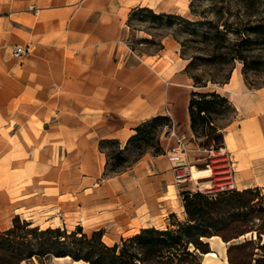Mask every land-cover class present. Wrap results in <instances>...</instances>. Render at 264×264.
Instances as JSON below:
<instances>
[{
  "label": "crops",
  "instance_id": "1",
  "mask_svg": "<svg viewBox=\"0 0 264 264\" xmlns=\"http://www.w3.org/2000/svg\"><path fill=\"white\" fill-rule=\"evenodd\" d=\"M136 6L152 7L148 0H0L1 209L12 200L25 216L40 196L62 206L56 226L103 229L113 243L141 228H165L170 214L184 220L181 191L216 181L237 190L264 188V85L248 87L234 68L223 93L236 118L221 129V147L200 145L189 126L191 79L178 43L163 40L158 53L139 56L127 48L126 19ZM27 43L30 53L14 57L13 46ZM179 90L185 91V164L191 173L209 172L176 181L166 155L148 152L104 177L99 140L123 145L135 126L158 114L168 115L176 129ZM5 171L15 173V182ZM218 240H207L203 264H228ZM67 257L53 261L89 264Z\"/></svg>",
  "mask_w": 264,
  "mask_h": 264
},
{
  "label": "trees",
  "instance_id": "2",
  "mask_svg": "<svg viewBox=\"0 0 264 264\" xmlns=\"http://www.w3.org/2000/svg\"><path fill=\"white\" fill-rule=\"evenodd\" d=\"M142 12H146L148 20L162 22L166 27H171L176 18L189 25L209 24V30H203L199 37L211 45V53L206 57L191 59L186 69L197 60L219 66L238 59L243 63L245 84L250 88L259 87L248 80L247 71L260 70L259 65L264 60L247 59L244 51L251 41L248 36L231 42L225 32L217 25H212L210 20L190 21L171 13H156L146 6L130 9L127 25L135 16H142ZM186 31L197 35L195 28ZM249 32L263 35L264 26L254 24ZM162 48L163 45H160L158 51ZM230 74L231 71L221 80H209L226 83ZM189 77L193 79L194 86H206V82L202 83L198 76ZM230 107L235 110L230 100L216 91L190 92L187 104L190 129L196 138L200 135L206 137L204 143L199 142L200 145L206 146L209 137L213 147L223 143L221 132L214 130L209 135L205 133V126L212 123L211 113L219 114ZM169 121L168 115L160 114L141 121L123 145L117 139L99 140V149L106 156L103 176H110L133 165L148 145L155 146L153 154H161L162 147L158 140L155 141L156 129L167 126ZM106 146L113 147L111 153L105 151ZM130 146L141 150L132 160L125 154L129 152ZM180 195L184 220H177L175 214H170L169 217L176 221L170 222L165 228H141L132 236L121 238L120 242L112 245L103 241V229L86 233L80 226L70 230L60 226L41 228L15 215L11 226L0 230V264H24L32 259L43 264V259L51 256H68L74 261L83 260L89 264H203L200 256L210 251L207 239L212 236L229 243L226 248L228 264H264V195L259 187L242 190L231 188L210 193L185 190ZM191 246L193 250H190Z\"/></svg>",
  "mask_w": 264,
  "mask_h": 264
},
{
  "label": "rangeland",
  "instance_id": "3",
  "mask_svg": "<svg viewBox=\"0 0 264 264\" xmlns=\"http://www.w3.org/2000/svg\"><path fill=\"white\" fill-rule=\"evenodd\" d=\"M149 7L153 9L156 13H171L182 18H185L190 21L195 20H210L212 25H217L221 30H223L227 36V39L231 42L238 41L242 38L249 37L251 40L249 42L248 49L244 51V54H247V59L249 61L264 60V34L256 35L249 32V28L254 24H261L264 26V0H148ZM147 7V6H146ZM132 9V8H131ZM130 11V10H129ZM129 13V12H128ZM146 12H142V16H135L128 26L127 37L125 38V43L128 50L134 55L142 54H154L158 53L160 45H163V40H172L174 39L178 43L179 56L184 60V71H188L187 75L198 76L202 83L206 82L205 87H196L194 86V81L190 78V83L187 96L190 98V92L195 91H216L224 95V84L218 82H211L209 79L212 78L215 80H221L224 75L228 74L230 71L236 67L240 68L242 74L243 63L238 59L224 63L223 65H212L210 63H205L203 60H197L190 68H187L188 63L191 59L195 57H206L211 53L212 47L210 44L202 41V38L199 37L203 30H209V24H198V25H189L176 18L174 24L171 27H166L162 22H152L145 17ZM128 18V15H127ZM195 28L196 34L192 35L186 30H192ZM185 30V31H184ZM146 39V40H145ZM25 57V56H24ZM23 57V58H24ZM259 57V58H257ZM22 59V58H21ZM20 60V59H19ZM260 66V70H248L247 77L251 83L262 86L264 85V63ZM231 76V74H230ZM243 76V74H242ZM229 81V80H228ZM245 82V81H244ZM227 83V82H226ZM179 100L177 107V115L179 121L176 124V132L180 135H184V125H182V118L184 117V106L185 101V91L179 90ZM170 118V117H169ZM236 118V113L233 108H227L224 112L219 114H210V119L212 123L205 126V133L208 132L209 135L215 130L221 132V129L225 127L228 123L233 121ZM174 127V122L170 118L167 126L156 129L155 141L158 140L162 147V153L165 152V149L169 143L166 140V132L169 128ZM12 130V129H11ZM9 130V131H11ZM13 131V130H12ZM11 131V132H12ZM10 133V132H9ZM194 135V134H193ZM195 137V136H194ZM196 138V137H195ZM198 142L204 143L206 137L200 135L199 138H196ZM208 147L213 145L211 137L207 141ZM137 144H140L138 142ZM134 145V144H133ZM223 145V143L221 144ZM155 146L148 145L145 147L144 153L140 158L148 152H153ZM217 146L215 148H219ZM113 147L106 146L105 151L111 153ZM141 151L140 149H134V146L129 147V152L125 153L129 160L134 158V155L138 154ZM139 158V159H140ZM130 164V163H128ZM111 166H109L110 168ZM215 170V169H214ZM1 172V168H0ZM6 175V178L9 180V183L12 184L15 181L14 172H3ZM113 175V174H112ZM222 181H216L212 188H219L217 183ZM44 183H42L43 185ZM13 188H9L8 194L12 195ZM39 195L48 191V189L37 190ZM43 197H37L38 206L33 208V213H29L24 216L17 209L13 208L12 200H9L10 207L8 209L0 208V230H4L11 226L12 219L15 215H19L20 218L31 221L34 225H38L41 228H45L46 224H50L46 227H56L57 223L62 222L61 213H63L62 206L56 205L53 206L47 202H44ZM177 220H180L177 218ZM176 219L169 217V222H175ZM182 221V220H181ZM70 230V229H68ZM90 233V232H89ZM127 238V237H126ZM103 241L108 244L110 243L109 238H103ZM121 239V238H120ZM118 239L116 242H120ZM221 239V238H220ZM208 240V239H207ZM222 247L227 248L229 245L228 242L220 241ZM210 245V243H209ZM210 249V246H209ZM190 250H193V247H190ZM215 252V251H214ZM216 253V252H215ZM200 255V254H199ZM53 257H48L43 259V264H57L53 261ZM72 260V259H71ZM24 264H40L38 260L32 259L29 262H24ZM63 264H72L70 261Z\"/></svg>",
  "mask_w": 264,
  "mask_h": 264
},
{
  "label": "built area",
  "instance_id": "4",
  "mask_svg": "<svg viewBox=\"0 0 264 264\" xmlns=\"http://www.w3.org/2000/svg\"><path fill=\"white\" fill-rule=\"evenodd\" d=\"M31 51L30 44H15L13 46L12 52L14 57L21 59L28 55ZM166 137L172 140V144H169L165 149L164 154L167 157L168 162L174 168V177L176 181H189L192 179V173L187 168L185 164L184 153L186 151V140L184 135H180L176 132L174 127H171L166 132ZM222 145H220L221 147ZM219 188H212L214 185L198 187L195 191H201L205 193L222 191L226 189H231V184L217 183ZM261 189V188H260ZM261 193L264 195V188L261 189Z\"/></svg>",
  "mask_w": 264,
  "mask_h": 264
},
{
  "label": "bare ground",
  "instance_id": "5",
  "mask_svg": "<svg viewBox=\"0 0 264 264\" xmlns=\"http://www.w3.org/2000/svg\"><path fill=\"white\" fill-rule=\"evenodd\" d=\"M208 172H209L208 170H207V171H203V172H198V171L192 169V178H193V177H197L198 175H200V174H202V173H208ZM67 258H68V257H67Z\"/></svg>",
  "mask_w": 264,
  "mask_h": 264
}]
</instances>
